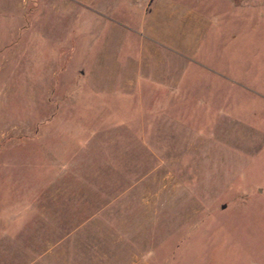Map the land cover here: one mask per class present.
I'll return each instance as SVG.
<instances>
[{
  "label": "rangeland",
  "instance_id": "1",
  "mask_svg": "<svg viewBox=\"0 0 264 264\" xmlns=\"http://www.w3.org/2000/svg\"><path fill=\"white\" fill-rule=\"evenodd\" d=\"M0 264H264V0H0Z\"/></svg>",
  "mask_w": 264,
  "mask_h": 264
}]
</instances>
